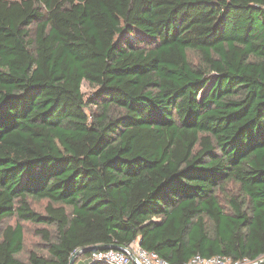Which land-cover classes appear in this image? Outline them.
<instances>
[{
	"label": "trees",
	"instance_id": "obj_1",
	"mask_svg": "<svg viewBox=\"0 0 264 264\" xmlns=\"http://www.w3.org/2000/svg\"><path fill=\"white\" fill-rule=\"evenodd\" d=\"M134 243L264 258V0H0V264Z\"/></svg>",
	"mask_w": 264,
	"mask_h": 264
},
{
	"label": "built area",
	"instance_id": "obj_2",
	"mask_svg": "<svg viewBox=\"0 0 264 264\" xmlns=\"http://www.w3.org/2000/svg\"><path fill=\"white\" fill-rule=\"evenodd\" d=\"M136 257L134 262L130 254L121 248L95 250L90 253L89 259L91 262L97 261L104 264H169L166 260L161 259L154 252H150L142 248L138 243L128 247ZM248 259L234 261L229 257L216 255L210 258H203L200 255H195L185 264H252Z\"/></svg>",
	"mask_w": 264,
	"mask_h": 264
},
{
	"label": "rangeland",
	"instance_id": "obj_3",
	"mask_svg": "<svg viewBox=\"0 0 264 264\" xmlns=\"http://www.w3.org/2000/svg\"><path fill=\"white\" fill-rule=\"evenodd\" d=\"M82 90L86 94L89 93V91H91V89L88 87V85L86 83H84L82 85ZM45 203H46L45 201L34 202L33 207L36 208L37 210L43 211ZM25 228L27 229V231H25V247H26V249L31 248L35 245L37 246V243L39 242L40 239L33 232V229L35 228V226L32 224H26ZM76 264H89V259L87 257L79 258L78 261L76 262Z\"/></svg>",
	"mask_w": 264,
	"mask_h": 264
},
{
	"label": "water",
	"instance_id": "obj_4",
	"mask_svg": "<svg viewBox=\"0 0 264 264\" xmlns=\"http://www.w3.org/2000/svg\"><path fill=\"white\" fill-rule=\"evenodd\" d=\"M109 248H114V249H118V248H121V249H124L126 250L130 256H131V259L135 262L136 261V257L135 255L132 253V251L128 248V247H116L114 245H103V244H98V245H93V246H88V247H85L83 249H78L70 258V261H69V264H73L75 258L82 252H92V251H95V250H104V249H109ZM252 264H264V258L263 259H260Z\"/></svg>",
	"mask_w": 264,
	"mask_h": 264
}]
</instances>
